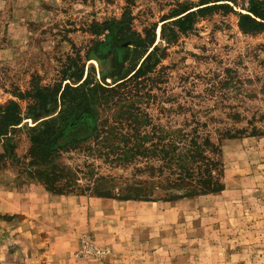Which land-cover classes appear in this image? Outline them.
Here are the masks:
<instances>
[{
  "label": "rangeland",
  "instance_id": "1",
  "mask_svg": "<svg viewBox=\"0 0 264 264\" xmlns=\"http://www.w3.org/2000/svg\"><path fill=\"white\" fill-rule=\"evenodd\" d=\"M201 1L0 0V108L18 102L25 117L34 109L31 117L41 122L54 108L35 100V89L64 87L80 69L84 79L92 75L102 84L125 77L134 64L132 46L120 44L115 33L128 10L132 28L142 35L155 28V45L165 49L153 74L159 83L149 112L156 124L172 125L167 110L176 97L196 112L210 110L215 116L236 108L242 114L240 128L255 120L264 131V33L243 34L234 13L218 11L192 26L170 28L168 37L178 33L171 45L161 37L163 24L177 18L164 19ZM234 10L244 12L241 5ZM92 120L90 115L75 118L56 146L89 136ZM24 124L36 125L30 118ZM12 140L16 158H0V189L13 191L11 202L31 206L25 214L0 213V264H78L82 258L88 262L80 264H107L113 254L126 256L118 264H135L130 259L139 264H264V136L223 142L226 189L221 194L123 203L76 196L75 202L57 207L43 202L42 195L51 194L41 188L15 189L21 163L27 161L29 134L20 129ZM75 159L66 161L80 162ZM84 246L104 255L85 257L80 254Z\"/></svg>",
  "mask_w": 264,
  "mask_h": 264
},
{
  "label": "trees",
  "instance_id": "2",
  "mask_svg": "<svg viewBox=\"0 0 264 264\" xmlns=\"http://www.w3.org/2000/svg\"><path fill=\"white\" fill-rule=\"evenodd\" d=\"M227 2L241 5L244 12L235 11ZM218 11L234 13L243 34L264 33V0H202L198 7L182 6L164 19L177 18L163 24L161 37L171 45L178 33L175 30L168 37L170 28L192 26L197 19ZM128 13L116 22L115 33L120 44L132 46L134 64L125 77L102 84L92 75L84 79L80 69L65 79L70 82L64 87L35 89L33 98L54 108L53 115L41 122L31 117L34 109L25 117L18 102L10 101L0 108V146L4 150L0 158L15 160L10 151L12 136L20 129L29 134L27 161L20 162L23 168L15 189L26 185L51 195L121 202H176L217 195L226 189L223 142L247 135L264 136L255 120L249 121L250 127L240 128L242 114L236 108H223L221 116H215L210 110L196 112L176 102V97L167 110L174 119L172 125L156 124L149 112L150 100L156 97L153 90L159 83L153 74L161 62L159 52L165 49L155 45V28L142 35L132 28ZM165 110L162 107L161 113ZM81 115L93 119L90 135L56 146L64 128ZM29 118L35 126L24 124ZM67 159L80 162L70 165ZM103 169L108 172L103 173Z\"/></svg>",
  "mask_w": 264,
  "mask_h": 264
},
{
  "label": "crops",
  "instance_id": "3",
  "mask_svg": "<svg viewBox=\"0 0 264 264\" xmlns=\"http://www.w3.org/2000/svg\"><path fill=\"white\" fill-rule=\"evenodd\" d=\"M13 191H7L5 189H0V197H5L3 200V202H0V213L1 214H9L11 213L12 215L15 214H25V212L29 211L31 204L30 203H26V202H11L10 199L14 197ZM47 193V192H46ZM45 198L43 199V202H47L49 205L51 206H55L57 207V205H61V203L63 202H67V203H71V202H75V200L73 198H76V196H59V195H42ZM123 203V202H121ZM44 209H48V206H44ZM68 254V253H65ZM66 257V256H65ZM126 256H124L123 254H113V256L110 258L111 260H109V262H107V264H118V263H122L125 262V258ZM134 257V256H133ZM88 260V259H87ZM87 260H85L84 258H82L81 260H77L78 264H80L81 262H88ZM134 259H130L129 261L131 263L135 264H139L136 261H133ZM144 264V263H143Z\"/></svg>",
  "mask_w": 264,
  "mask_h": 264
},
{
  "label": "built area",
  "instance_id": "4",
  "mask_svg": "<svg viewBox=\"0 0 264 264\" xmlns=\"http://www.w3.org/2000/svg\"><path fill=\"white\" fill-rule=\"evenodd\" d=\"M81 255H84L85 257L89 256H102L104 255V252L102 253L101 251L95 250L90 246H84L82 250L80 251Z\"/></svg>",
  "mask_w": 264,
  "mask_h": 264
},
{
  "label": "water",
  "instance_id": "5",
  "mask_svg": "<svg viewBox=\"0 0 264 264\" xmlns=\"http://www.w3.org/2000/svg\"><path fill=\"white\" fill-rule=\"evenodd\" d=\"M124 46H126V44H124Z\"/></svg>",
  "mask_w": 264,
  "mask_h": 264
}]
</instances>
